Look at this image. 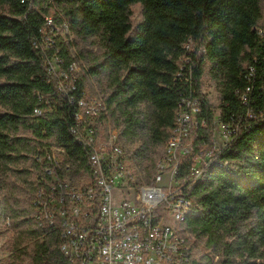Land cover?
<instances>
[{
	"label": "trees",
	"instance_id": "obj_1",
	"mask_svg": "<svg viewBox=\"0 0 264 264\" xmlns=\"http://www.w3.org/2000/svg\"><path fill=\"white\" fill-rule=\"evenodd\" d=\"M264 0H0V223L13 230L9 264H65L55 234L43 235L32 220L34 154L44 144L66 148L76 174L87 170V154L68 132L71 108L54 88L41 49L44 30L54 36L63 67L73 61L61 35L46 24L63 21L76 37H91L101 58L89 68L102 74L106 114L142 166L153 167L172 125L177 100L185 91L174 82L183 43L193 37L192 84L207 126L197 127L209 143L213 112L201 95V77L221 94L220 120L238 123L229 151L218 155L229 166L209 163L189 193L194 209L184 228L200 242L210 264H264ZM140 6L134 24L132 6ZM264 27V26H262ZM51 31V32H50ZM53 53V52H51ZM50 53V54H51ZM252 69V71H251ZM252 72L250 104L240 94ZM85 79L79 75L78 85ZM44 110L33 116L34 107ZM251 109L255 117L246 115ZM104 114L101 115L103 119ZM104 120V119H103ZM103 124L98 132L106 131Z\"/></svg>",
	"mask_w": 264,
	"mask_h": 264
},
{
	"label": "built area",
	"instance_id": "obj_2",
	"mask_svg": "<svg viewBox=\"0 0 264 264\" xmlns=\"http://www.w3.org/2000/svg\"><path fill=\"white\" fill-rule=\"evenodd\" d=\"M46 24L58 34L60 26L50 17ZM257 31L264 34V27ZM41 33V41L34 37L33 44L41 49L56 92L71 108L68 132L85 149L87 170L76 174L62 145L52 142L37 149L31 195L35 225L43 235L55 234L65 264H207L195 252L198 241L183 226L195 206L189 193L209 163L229 166L218 155L229 151L239 125L233 120L222 122L219 112L213 117L208 144L197 131L207 124L198 117L201 107L192 84V53L198 49L204 55L205 49L191 36L183 43L173 80L186 89L177 100L165 144L154 166L147 167L136 161L124 143L102 98L92 97L78 61L73 58L64 68L54 49V36ZM79 75L85 79L83 87L78 85ZM252 77L250 72L248 86L239 96L246 105L251 102ZM43 113L34 107L33 116ZM246 115L255 117L251 109ZM103 124L106 131L98 132ZM217 260L213 256L210 264Z\"/></svg>",
	"mask_w": 264,
	"mask_h": 264
},
{
	"label": "rangeland",
	"instance_id": "obj_3",
	"mask_svg": "<svg viewBox=\"0 0 264 264\" xmlns=\"http://www.w3.org/2000/svg\"><path fill=\"white\" fill-rule=\"evenodd\" d=\"M132 9L134 11L132 15V21L136 24L140 18V6L133 5ZM262 10L264 12V3H262ZM261 26H264V21L260 22ZM58 34H60L67 46L69 54L78 61L81 69L87 76L86 85L92 97H101L102 92L105 88V77L104 75L90 74L89 68L93 66V62L96 58H101V47L97 45L91 37L80 38L76 37L71 30L68 28L66 21H63L62 25L59 27ZM210 64H205L204 73L201 77V95L209 103L213 117L219 114V105L221 101V94L217 89L216 81L210 77ZM13 230L8 226L0 223V264H9L11 260V254L13 252ZM197 255H201L205 250L202 249V245L198 241L196 250ZM27 264V261H24Z\"/></svg>",
	"mask_w": 264,
	"mask_h": 264
}]
</instances>
